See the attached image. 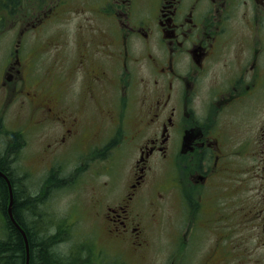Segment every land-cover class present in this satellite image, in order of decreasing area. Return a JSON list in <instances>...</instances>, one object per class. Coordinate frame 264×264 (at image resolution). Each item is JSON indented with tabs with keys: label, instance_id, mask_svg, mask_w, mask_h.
<instances>
[{
	"label": "flooded vegetation",
	"instance_id": "1",
	"mask_svg": "<svg viewBox=\"0 0 264 264\" xmlns=\"http://www.w3.org/2000/svg\"><path fill=\"white\" fill-rule=\"evenodd\" d=\"M1 3L9 16L19 7V0ZM96 4L101 24H88L91 20L85 17L84 24L74 26L76 36L61 49L63 65L53 72V91L50 86L41 90L39 76V84L26 87L32 72L23 70L18 47L2 77L21 104L36 107L34 127H59L52 140L57 149L82 143L79 108L73 114L60 108L68 90L80 96L78 101L84 99L86 109L97 99L103 101V119L115 124L109 142L95 143L91 138L94 153L106 156L121 140L125 142L120 131H115L118 123L129 117L142 120L135 132L138 156L131 182L115 208L105 206L106 215L117 223L114 232L107 230L108 236L130 245L138 258L147 245L148 223L155 217L152 211L148 215L138 207L141 195L142 207L148 206V210L168 204L172 191L189 204L179 184L182 180H187L184 186L190 181L202 186L209 177L224 174L231 181L230 172L247 173L252 161L253 169L260 166L259 179L264 177V0H144V14L138 12L142 10L138 0H99ZM36 19L37 29L44 22L57 21L52 9H38ZM144 60L150 75L146 88L139 70ZM44 92L46 98L37 101ZM10 133L18 134L15 151L21 150L23 131ZM48 151H53L51 144ZM48 154L51 157L45 166L51 170L57 159L56 154ZM188 160L194 161L192 166L187 165ZM156 162L163 164L159 172L165 176L159 185L158 173L151 174ZM154 186L162 188L156 199ZM189 188L196 187L190 182ZM259 191L263 197L255 200L258 209H248L250 215L242 217L256 219L257 247L263 249L264 185ZM217 247L228 256L223 240Z\"/></svg>",
	"mask_w": 264,
	"mask_h": 264
},
{
	"label": "rangeland",
	"instance_id": "2",
	"mask_svg": "<svg viewBox=\"0 0 264 264\" xmlns=\"http://www.w3.org/2000/svg\"><path fill=\"white\" fill-rule=\"evenodd\" d=\"M2 1L0 152L4 155L7 145L5 137L12 130L23 131L24 147L9 157L12 160L9 170L22 181L23 194L40 198L34 216L31 218L25 214L28 225L39 224L37 229H41L40 233L60 232L54 242L56 255L79 262L91 258L99 264L101 260L102 264H264V248L257 247L259 229L254 221L256 219L242 217L244 214L250 215L248 209L257 210L259 206H255V200L263 197L259 189L264 185V177L259 179L260 166L253 169L254 161L247 166V173L237 175L230 172L231 181L224 174L217 178L209 177L202 186L188 180L196 187L191 189L190 182L184 186L187 180H182L179 184L183 187V194L188 196L189 204L172 191L168 204H156L155 208L148 210V206L142 207L144 195H141L137 201L138 207L148 215L152 211L155 217L148 223L147 245L138 258H134L130 245L115 242L108 236L107 230L114 232L117 223L111 222V217L106 215L105 206L115 208L131 182L138 156L135 147L139 136L135 132L142 120L134 121L129 117L124 123H118L115 131H120L125 142L121 140L106 156L105 153H94L91 148L95 143L102 139L107 142L111 140L115 124L103 119V101L97 99L86 109L83 107L84 99L78 101L80 96L77 98L68 90L66 101L62 102L60 108L72 114L79 108L77 115L80 117L82 143H77L74 148L57 149L52 140L57 136L59 127L54 124L34 127L38 119L36 107L21 104V98L17 93L10 92L12 87L8 89L9 83L2 77L6 63L10 57H14L12 53L18 47L23 70L32 72L31 82L26 87L29 89L39 84V76L42 79L41 90L50 86V91H53V72L63 65L61 49L76 36L74 26L84 24L85 17L91 20L88 24L100 26L101 21L97 17L99 7L96 4L99 0H19L18 9L10 16L5 12ZM143 1L138 0V7L142 8L138 12L141 14H144ZM38 9L44 12L52 9L56 23L44 22L37 29ZM34 25L35 29L32 27ZM148 66L145 60L139 65L140 78L146 81L145 88L149 87ZM45 98L44 92L36 100ZM36 100L35 105L38 104ZM91 138L96 139L95 143L91 142ZM48 144L52 145V152H47ZM48 153L56 154L54 160L57 159L54 161L56 167L51 170L45 166L51 157ZM193 163V160L187 161L188 166ZM152 164L151 174L158 173L156 184L159 185V182L165 181L164 172H159L163 164ZM51 171L53 177L47 180V174ZM161 191V187L154 186V199ZM185 205L187 208L183 212ZM214 209L219 213L215 214ZM221 240L223 248L229 250L226 257L225 252L217 247Z\"/></svg>",
	"mask_w": 264,
	"mask_h": 264
},
{
	"label": "trees",
	"instance_id": "3",
	"mask_svg": "<svg viewBox=\"0 0 264 264\" xmlns=\"http://www.w3.org/2000/svg\"><path fill=\"white\" fill-rule=\"evenodd\" d=\"M7 145L4 155L0 152V171L7 176L12 189V213L15 221L24 230L28 243V264H99L91 258H85L80 262L68 257L61 258L54 251L55 241L59 233L51 234L41 232L37 229L38 225L28 223L25 214L29 217L34 216L35 207L39 204V197H33L22 193V181L16 179L9 170V160L14 155L19 144V136L16 133H9L5 137ZM50 173V172H49ZM47 174V180L53 177V171ZM54 187L50 186L49 188ZM24 191V190H23ZM9 201V191L5 180L0 176V264H26V246L20 232L8 220L7 206ZM38 222V221H37ZM62 232V231H61ZM86 257V256H85ZM77 261V263L75 262ZM102 264V260H101Z\"/></svg>",
	"mask_w": 264,
	"mask_h": 264
},
{
	"label": "water",
	"instance_id": "4",
	"mask_svg": "<svg viewBox=\"0 0 264 264\" xmlns=\"http://www.w3.org/2000/svg\"><path fill=\"white\" fill-rule=\"evenodd\" d=\"M0 176L5 180L7 187H8V191H9V201H8V206H7V216L10 220V222L13 224V226L20 232V234L22 235L24 242H25V246H26V264H28V259H29V254H28V243H27V238L25 235L24 230L17 224V222L14 219L13 213H12V189H11V185L9 180L7 179V177L0 172Z\"/></svg>",
	"mask_w": 264,
	"mask_h": 264
}]
</instances>
